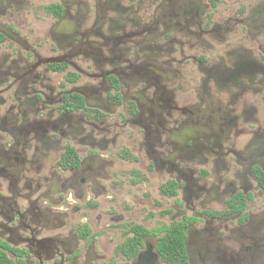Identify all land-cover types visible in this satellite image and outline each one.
Listing matches in <instances>:
<instances>
[{
    "label": "flooded vegetation",
    "instance_id": "obj_1",
    "mask_svg": "<svg viewBox=\"0 0 264 264\" xmlns=\"http://www.w3.org/2000/svg\"><path fill=\"white\" fill-rule=\"evenodd\" d=\"M115 152L159 181L142 223L105 183ZM173 225L182 263L161 248ZM1 252L264 264V0H0Z\"/></svg>",
    "mask_w": 264,
    "mask_h": 264
},
{
    "label": "rangeland",
    "instance_id": "obj_2",
    "mask_svg": "<svg viewBox=\"0 0 264 264\" xmlns=\"http://www.w3.org/2000/svg\"><path fill=\"white\" fill-rule=\"evenodd\" d=\"M138 164H129L114 154V167L110 168L112 180L105 182L107 186L114 185L113 201L117 210L124 212L130 216L131 220L142 223V216L149 211L146 205L159 202L158 194L159 181L157 179H149L145 184L135 182L134 171L138 172ZM151 211L152 208H151ZM154 212V211H153ZM158 226V223L154 224ZM113 230L105 237L103 244H106L107 252L112 255L114 245L120 241L122 226Z\"/></svg>",
    "mask_w": 264,
    "mask_h": 264
},
{
    "label": "trees",
    "instance_id": "obj_3",
    "mask_svg": "<svg viewBox=\"0 0 264 264\" xmlns=\"http://www.w3.org/2000/svg\"><path fill=\"white\" fill-rule=\"evenodd\" d=\"M182 225H173L167 228L166 236L161 240V248L165 253V258L173 263L185 262L184 252V234L182 232ZM131 232L137 233L136 237L131 238L126 243L119 246L118 250L127 252L128 257L132 258L137 254L138 248L141 244L140 237L146 233V230L141 226H134ZM177 261V262H176ZM0 264H13L12 260L5 252L0 253Z\"/></svg>",
    "mask_w": 264,
    "mask_h": 264
}]
</instances>
